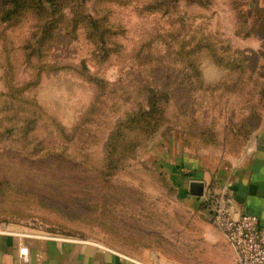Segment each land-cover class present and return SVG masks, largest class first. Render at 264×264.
Segmentation results:
<instances>
[{
    "label": "rangeland",
    "instance_id": "obj_1",
    "mask_svg": "<svg viewBox=\"0 0 264 264\" xmlns=\"http://www.w3.org/2000/svg\"><path fill=\"white\" fill-rule=\"evenodd\" d=\"M240 4V0H85L86 10L117 32L108 44L115 53L100 57L84 21L73 31L62 24L48 43L40 85L34 89L45 112L41 125L26 139L20 134L0 136V222L23 223L35 233H52L62 240H85L140 257L145 264H227V243L220 241L210 214L177 196V186L153 159L161 146L151 145V140L165 128H178L174 137L183 138L181 130L193 113L194 133L188 142L183 138L184 143L218 147L223 155L234 156L264 123V30L244 21ZM74 9L75 5L66 9L67 18L86 12L70 13ZM32 23L24 18L4 30L14 79L33 75L22 50ZM191 50L194 53H182ZM228 59L244 68L228 71ZM185 62H193L196 69ZM143 63L145 71L154 64L166 67L161 71L166 75L158 76L171 92L168 120L121 168L103 176L106 138L126 105L118 102L119 97H127L119 88L109 93L110 84L139 68L132 73L137 77ZM82 64L108 83L106 97L94 102L92 115L88 111L101 89L83 78ZM4 66L0 48V92ZM197 70L201 87L195 79ZM95 112L103 121L94 118ZM51 120L66 126L63 137ZM76 121L82 124L72 135ZM246 126L252 128L248 134ZM200 130L206 132L204 142L194 136ZM214 247L220 252L210 253Z\"/></svg>",
    "mask_w": 264,
    "mask_h": 264
},
{
    "label": "trees",
    "instance_id": "obj_2",
    "mask_svg": "<svg viewBox=\"0 0 264 264\" xmlns=\"http://www.w3.org/2000/svg\"><path fill=\"white\" fill-rule=\"evenodd\" d=\"M84 3L85 0H0V41L2 42L0 48L1 55L5 60V66L1 74L4 90L0 92V136L5 133L9 135L20 134L26 139L35 133L36 129L41 125L45 112L44 107L36 99L34 89L40 85V78L44 70L42 57L47 52V45L55 37L62 24H69L73 31L84 21L88 31L87 37L93 41L95 51L98 50L101 53L100 57L108 59L115 53L116 48L110 47L108 44L117 32L113 28L111 29V26H107V21L104 18L100 19L90 11H87L85 6H83ZM74 5L75 9L70 11V13L76 14L82 10L86 12L84 15L74 16L73 19L71 17L67 18L66 9H72ZM242 15L244 18L246 17L245 13ZM253 16L252 21L257 23L256 27L264 30V18L257 17L255 14ZM24 18H31L33 21L29 37L22 46L24 61L28 68L33 71V75L28 79L19 80L11 76L12 66L8 61V53L5 52L7 45L4 41V30L7 26L20 24ZM102 20L105 21L106 25ZM244 21H247V17ZM104 26L107 27L103 28ZM246 34L248 33L245 32L243 36H246ZM201 44V42H198L196 46L199 47ZM209 45L210 43L206 44V46ZM182 53L186 55L188 53L192 54L194 51ZM228 61L226 65L228 71L232 70L233 67L244 68V65L241 63H231L230 59ZM185 63L190 64L189 67L192 69H196V65L193 62ZM143 64L144 67L137 72V77L133 76L132 73L139 70V68L133 69L124 78H118L114 83H109L112 87L109 93L113 94L119 88L122 91L125 90L127 97H119L118 102L120 104L125 102L126 105L112 123L106 138L103 168L100 171V174L103 176L111 175L118 168H121L126 160L132 157L140 143L151 137L168 120L167 109L172 99L171 92L168 90V82L158 76L166 67L161 64H154L156 66L150 65L148 67L149 71H145L147 63ZM137 66L140 67L141 65L137 64ZM82 68L85 71L81 74L83 78L99 90L101 89L95 96L93 105H91L88 111V115H92L94 112L92 107H95L96 101L99 104L100 100L106 97L103 90L106 88L107 82L102 83L103 80L96 79L84 64H82ZM166 73L161 74V76H165ZM195 74V79L198 81L197 84L201 87L203 84L198 70ZM239 79L241 80L242 77H239ZM239 82L241 83L242 81ZM95 113L94 118L100 122L103 121L100 114ZM192 115L194 116L193 113ZM192 115L188 117L190 118L188 120V127L181 130L183 138L187 142L188 138L194 133L192 126H195L196 123ZM175 116L180 117L178 114ZM51 123L53 129L57 130V134L63 137L67 129L66 126L56 120H51ZM81 124L82 122H75L76 126L70 129L72 135ZM248 129L252 130V128H247L246 126V131ZM250 131H247L246 134ZM50 134L52 133L50 132ZM194 136H197L200 141L204 142L206 132L200 130ZM72 139L73 137L70 140ZM205 203L207 206L208 202L206 201Z\"/></svg>",
    "mask_w": 264,
    "mask_h": 264
},
{
    "label": "crops",
    "instance_id": "obj_3",
    "mask_svg": "<svg viewBox=\"0 0 264 264\" xmlns=\"http://www.w3.org/2000/svg\"><path fill=\"white\" fill-rule=\"evenodd\" d=\"M240 3L248 20L252 21L253 14L264 18V0ZM178 131L161 129L151 140V145L161 146L153 159L177 186V196L192 206H202L210 214L205 197L219 191L227 205L257 215L264 229V123L234 156L223 155L218 147L185 145L182 135L174 137ZM0 228L4 231L0 233V264H145L140 257H127L85 240H62L52 233H35L23 223L0 222ZM218 231L220 241L227 243V264H234L233 247ZM21 245L28 248L27 262L19 257ZM213 250L220 252L215 247L209 252Z\"/></svg>",
    "mask_w": 264,
    "mask_h": 264
},
{
    "label": "built area",
    "instance_id": "obj_4",
    "mask_svg": "<svg viewBox=\"0 0 264 264\" xmlns=\"http://www.w3.org/2000/svg\"><path fill=\"white\" fill-rule=\"evenodd\" d=\"M205 200L213 223L233 247L234 264H264V229L259 226L257 215L227 205L219 191L206 195ZM18 251L21 261L27 262V246H19Z\"/></svg>",
    "mask_w": 264,
    "mask_h": 264
}]
</instances>
